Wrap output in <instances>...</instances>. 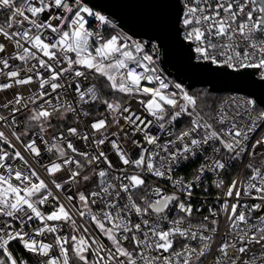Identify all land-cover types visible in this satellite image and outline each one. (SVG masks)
Wrapping results in <instances>:
<instances>
[{
  "label": "snow or ice",
  "instance_id": "1",
  "mask_svg": "<svg viewBox=\"0 0 264 264\" xmlns=\"http://www.w3.org/2000/svg\"><path fill=\"white\" fill-rule=\"evenodd\" d=\"M137 2L0 0V264H264V0Z\"/></svg>",
  "mask_w": 264,
  "mask_h": 264
},
{
  "label": "water",
  "instance_id": "2",
  "mask_svg": "<svg viewBox=\"0 0 264 264\" xmlns=\"http://www.w3.org/2000/svg\"><path fill=\"white\" fill-rule=\"evenodd\" d=\"M91 4L118 23L122 21L123 24L134 31H140V20L144 15L157 13L162 10V7L167 11L172 10L170 6L139 3L137 0H91ZM173 64L176 66L174 67ZM178 67L179 64L175 57L167 65L162 63V68L166 69L167 73H171L174 78L177 76Z\"/></svg>",
  "mask_w": 264,
  "mask_h": 264
},
{
  "label": "built area",
  "instance_id": "3",
  "mask_svg": "<svg viewBox=\"0 0 264 264\" xmlns=\"http://www.w3.org/2000/svg\"><path fill=\"white\" fill-rule=\"evenodd\" d=\"M95 10L97 11H100L101 14L103 15H106L104 12H102L100 9L96 8L95 7ZM108 16V15H106ZM109 17V16H108ZM110 18V17H109ZM4 19V15H0V20H3ZM161 67H162V64H161ZM172 79H175L174 77H170ZM200 163V161H196L195 164H190L187 168L183 169V170H180L178 169L177 170V174L179 176H185L187 178H191V173L193 172L194 168ZM234 171H239L238 169H235ZM209 196L207 197L208 198V202H209V205H212L214 203V198L217 194V190L214 189V188H209ZM203 196V192H202V189H197L196 190V197L198 198L197 199V203H196V206H199V198H201ZM35 226V225H34ZM48 241L50 242L51 241V237L49 236L48 237ZM14 251V255L18 258H22L24 260H27L28 261V264H32V260L34 259L33 257L30 256V254H28L27 252H25L23 250V248L21 246H19L18 244L14 243L13 244V249Z\"/></svg>",
  "mask_w": 264,
  "mask_h": 264
},
{
  "label": "clouds",
  "instance_id": "4",
  "mask_svg": "<svg viewBox=\"0 0 264 264\" xmlns=\"http://www.w3.org/2000/svg\"><path fill=\"white\" fill-rule=\"evenodd\" d=\"M65 7H67V6H65Z\"/></svg>",
  "mask_w": 264,
  "mask_h": 264
}]
</instances>
